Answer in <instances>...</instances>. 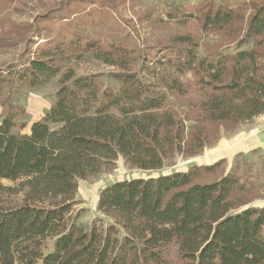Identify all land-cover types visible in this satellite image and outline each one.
<instances>
[{
  "label": "trees",
  "instance_id": "trees-1",
  "mask_svg": "<svg viewBox=\"0 0 264 264\" xmlns=\"http://www.w3.org/2000/svg\"><path fill=\"white\" fill-rule=\"evenodd\" d=\"M120 3L59 0L8 35L24 49L0 69V264H264V205H252L254 185L238 164L226 173L224 160L107 185L97 212L108 223L76 224L78 182L119 157L161 171L174 153L199 155L213 128L264 114V0H200L199 27L219 42L202 55L189 36L139 47L126 20L109 21ZM224 39L233 53L222 51ZM84 54L117 68L108 75L118 88L63 70ZM152 60L166 70L158 88L140 75ZM58 75L49 110L29 133L14 132L26 114L16 92ZM170 96L187 104L184 118Z\"/></svg>",
  "mask_w": 264,
  "mask_h": 264
},
{
  "label": "rangeland",
  "instance_id": "rangeland-1",
  "mask_svg": "<svg viewBox=\"0 0 264 264\" xmlns=\"http://www.w3.org/2000/svg\"><path fill=\"white\" fill-rule=\"evenodd\" d=\"M59 0H0V69L7 64L16 61L17 57L24 49L23 43L17 41L14 43L8 37L12 31L32 22L33 17L47 12L48 9L55 8ZM248 0H230L233 6L247 2ZM135 3V4H134ZM122 0L117 4L118 11L109 19L114 22L115 14L126 20L122 24L127 31L137 41L139 47L143 48L145 44L155 45L173 43L177 37L189 36L198 45L199 54H203L206 46L214 45L218 42L215 35L204 34L197 21V11L200 0ZM130 21V24H129ZM121 25V26H122ZM130 27H129V26ZM123 27V28H124ZM135 28L138 37L132 30ZM17 31V30H16ZM8 37V38H7ZM138 39V40H137ZM222 51L233 53L234 48L228 45L227 40L223 41ZM205 45V46H204ZM246 49V47H245ZM161 54L166 55V52ZM160 53L157 55L162 56ZM155 62V63H154ZM71 68L78 76L88 74H99V80L105 85L118 88V83L112 80L108 73L116 71L117 68L107 66L96 60L91 54H84L80 58L71 59L64 64L63 70ZM163 65L152 60L140 71L142 81L151 86L158 88L160 86L161 76L164 74ZM166 71V70H165ZM60 75L53 78L46 85L36 89H22L16 92L15 101L25 108L26 114L23 118L17 120V124L24 123L22 129L15 128L14 132H28L29 126L33 121L41 119L49 110L55 97ZM170 107L184 118L185 112L189 111L187 104H182L180 100L173 97L168 98ZM2 108L0 106V120ZM259 116L249 122H245L236 129L228 130L222 126L213 128L211 132L209 149L217 144L223 138H230L250 127ZM185 127L192 125L191 121L184 123ZM55 128V126H53ZM202 151V152H203ZM201 152V153H202ZM200 153V154H201ZM199 154V155H200ZM184 157L182 154L174 153L173 157L165 160V167L161 171H142L136 168H130L124 163L122 157H119L111 170L102 171L98 175L88 180L78 182L75 206L76 224L84 230H88L91 224L100 219L104 224L108 221L97 212V201L100 190L114 182L130 180L135 178L156 177L173 172H185L192 166L204 165L197 159V156ZM262 156L254 151L252 154L237 155L231 164L230 171L238 164L236 169L237 175L248 185H254V194L261 199H256L253 206L264 205V169L261 170ZM225 161V160H224ZM216 163V162H215ZM225 168V167H224ZM4 185H10L9 182L2 181ZM252 196V195H251ZM250 196V198H251ZM252 199H255L252 197Z\"/></svg>",
  "mask_w": 264,
  "mask_h": 264
},
{
  "label": "crops",
  "instance_id": "crops-1",
  "mask_svg": "<svg viewBox=\"0 0 264 264\" xmlns=\"http://www.w3.org/2000/svg\"><path fill=\"white\" fill-rule=\"evenodd\" d=\"M39 120L41 119L33 122ZM27 133H29V129L28 132H25V134ZM254 151L260 154L264 160V114L260 115L250 127L235 136L223 138L213 147L205 149L197 156V159L204 165L225 160V172L228 173L237 155L252 154Z\"/></svg>",
  "mask_w": 264,
  "mask_h": 264
}]
</instances>
